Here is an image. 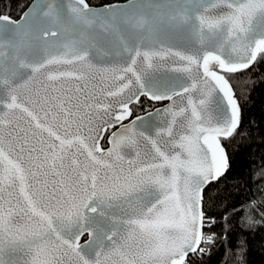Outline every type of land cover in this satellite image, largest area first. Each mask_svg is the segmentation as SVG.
<instances>
[{
    "label": "snow or ice",
    "instance_id": "snow-or-ice-1",
    "mask_svg": "<svg viewBox=\"0 0 264 264\" xmlns=\"http://www.w3.org/2000/svg\"><path fill=\"white\" fill-rule=\"evenodd\" d=\"M258 59L264 0L0 15V264H188L241 123L229 74ZM141 97L170 103L124 124Z\"/></svg>",
    "mask_w": 264,
    "mask_h": 264
},
{
    "label": "trees",
    "instance_id": "trees-1",
    "mask_svg": "<svg viewBox=\"0 0 264 264\" xmlns=\"http://www.w3.org/2000/svg\"><path fill=\"white\" fill-rule=\"evenodd\" d=\"M33 0H0V15L19 19ZM104 6L128 0H86ZM241 108L237 133L222 140L230 168L204 194L207 232L217 235L207 253L189 264H264V60L247 71L229 74ZM147 98L136 114L152 110ZM210 218V219H209Z\"/></svg>",
    "mask_w": 264,
    "mask_h": 264
},
{
    "label": "water",
    "instance_id": "water-1",
    "mask_svg": "<svg viewBox=\"0 0 264 264\" xmlns=\"http://www.w3.org/2000/svg\"><path fill=\"white\" fill-rule=\"evenodd\" d=\"M38 2V0H33L32 2H31V4L27 7V9L23 12V14L21 15V17L19 18V19H14V18H12V17H10L13 21H22V17H23V15H24V13L25 12H28V11H30V9L36 4ZM87 2V1H86ZM88 3V2H87ZM129 3V0L128 1H126V2H121V3H112V4H109V5H113V6H124V5H127ZM89 4V3H88ZM89 6L93 9V11H100V10H102L105 6H108V5H104V6H92V5H90L89 4ZM254 65V64H253ZM252 65V66H253ZM251 68V67H250ZM249 68V69H250ZM248 70V69H247ZM247 70H245V71H247ZM242 72H244V71H242ZM238 73H240V72H238ZM143 97H141V99H142ZM151 102H154V103H163V105H161V106H159V107H157V108H155L154 110H151V111H149V112H155L156 111V109H163L164 107H166L170 102L169 101H160V102H157V101H151ZM133 105V104H132ZM131 105V106H132ZM148 113V112H147ZM147 113H144V114H142V115H140V116H145ZM135 118V117H134ZM134 118H132V117H130L129 118V120H125L123 123L124 124H128L129 123V121L131 120V119H134ZM113 130V129H112ZM116 130V129H115ZM114 130V131H115ZM106 135H107V133L105 134V136H104V139H105V137H106ZM108 139V138H107ZM103 141L104 140H101V142H100V144H101V147H103ZM222 144H223V142H222ZM108 147V146H107ZM106 147V148H107ZM105 148V147H104ZM227 152V151H226ZM228 155V154H227ZM228 160H229V157H228ZM229 168H230V161H229ZM229 168H228V170H229ZM227 170V171H228ZM227 171L225 172V174L227 173ZM225 174L223 175V176H225ZM222 176V177H223ZM221 177V178H222ZM220 178V179H221ZM218 181V180H217ZM217 181H214L213 183H215V182H217ZM211 184H209L206 188H205V190H204V194H205V191L207 190V188L210 186ZM204 210V209H203ZM86 239H87V235L85 234V236H83L82 238H81V243L83 244L85 241H86ZM190 255H192V254H190ZM189 255V256H190Z\"/></svg>",
    "mask_w": 264,
    "mask_h": 264
},
{
    "label": "built area",
    "instance_id": "built-area-1",
    "mask_svg": "<svg viewBox=\"0 0 264 264\" xmlns=\"http://www.w3.org/2000/svg\"><path fill=\"white\" fill-rule=\"evenodd\" d=\"M207 224H209V222H206V225H207ZM206 227H208V226H206ZM204 233H205V236H213V238H214L215 240H216V238H217V235H216V234H213V233H211V232H207L206 230H204ZM215 240H214L213 242H215ZM207 244H208V243H204V244L201 245V247L204 249L203 252H200V251L198 250L196 254H193V255H190V256H189V258H188V264H189L190 260H191L194 256H196V255L201 256L202 254H206V253H207V249H208Z\"/></svg>",
    "mask_w": 264,
    "mask_h": 264
},
{
    "label": "flooded vegetation",
    "instance_id": "flooded-vegetation-1",
    "mask_svg": "<svg viewBox=\"0 0 264 264\" xmlns=\"http://www.w3.org/2000/svg\"><path fill=\"white\" fill-rule=\"evenodd\" d=\"M143 98H145V97H143ZM143 98H142V99H143ZM142 99H141V100H142ZM152 103H154V102H152ZM154 104H155V107H154L152 110H154L155 108H157V107L163 105V103H154ZM135 105H137V104H133V105L131 106L132 111H133V116H132V118L136 117L137 115H142V114H144V113L136 114L135 111H134V107H135ZM150 111H151V110H150ZM147 112H149V111H147ZM147 112H145V113H147ZM114 130H115V129H113V130H111V131H114ZM107 138H108V135H106V137H105V139H104V141H103V147H105V148L108 146V145L106 144Z\"/></svg>",
    "mask_w": 264,
    "mask_h": 264
},
{
    "label": "rangeland",
    "instance_id": "rangeland-1",
    "mask_svg": "<svg viewBox=\"0 0 264 264\" xmlns=\"http://www.w3.org/2000/svg\"><path fill=\"white\" fill-rule=\"evenodd\" d=\"M212 237V242L215 240L214 238H213V236H211ZM217 239V238H216ZM216 241V240H215Z\"/></svg>",
    "mask_w": 264,
    "mask_h": 264
}]
</instances>
